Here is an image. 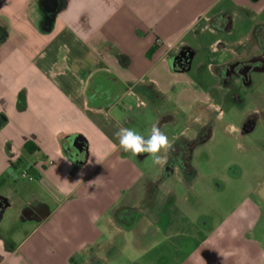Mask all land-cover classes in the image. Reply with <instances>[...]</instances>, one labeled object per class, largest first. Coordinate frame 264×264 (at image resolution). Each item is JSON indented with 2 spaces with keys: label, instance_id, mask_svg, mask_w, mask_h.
<instances>
[{
  "label": "crops",
  "instance_id": "0c3cea01",
  "mask_svg": "<svg viewBox=\"0 0 264 264\" xmlns=\"http://www.w3.org/2000/svg\"><path fill=\"white\" fill-rule=\"evenodd\" d=\"M41 1L0 0V182L28 171L42 189L32 199L48 209L25 237L12 235L10 250L0 236V264H117L116 256L98 253L122 230L116 212L133 208L128 197L148 157L119 146L115 133L143 126L147 116L128 104L148 110L171 101L193 128V110L205 102L188 75L195 57L203 49L233 54L211 65L220 77L221 68L243 61L238 49L248 41L257 48L264 28V0H59L55 15ZM238 20L254 23L247 35L232 44L217 36L232 34ZM181 52L190 54L188 69H172ZM178 114L159 115L158 126ZM197 134L193 128L180 139ZM72 136L85 150L69 146ZM200 248L183 264H195L203 250L210 257L209 246ZM214 260L264 264V253Z\"/></svg>",
  "mask_w": 264,
  "mask_h": 264
},
{
  "label": "rangeland",
  "instance_id": "374dc122",
  "mask_svg": "<svg viewBox=\"0 0 264 264\" xmlns=\"http://www.w3.org/2000/svg\"><path fill=\"white\" fill-rule=\"evenodd\" d=\"M253 24L252 20H238L232 34L217 36L232 44L233 39L247 35ZM213 39L203 41L210 43ZM258 50L251 41L238 49L241 59L257 54ZM232 57L227 53L222 58L203 49L188 73L205 99L193 110V128L199 134L191 159L194 177H187L179 166H171L175 173L163 179L166 166L153 164L148 156L138 166L144 178L128 201L125 197L133 207L131 214L119 215L117 211L115 218L122 230L113 232L114 244L101 250V257L116 256L117 264H183L205 245L210 247V257L203 250L193 263L219 264L214 260L218 255L256 257L264 253V72L254 74L248 86L233 82L222 87L221 77L212 66ZM128 105L135 108L134 112L145 110L144 125L132 127L145 137L153 125L159 124V115L179 111L168 100L149 103L148 110L138 108L136 103ZM248 121L254 123L253 130L242 134ZM187 125L185 116L178 114L177 122L165 124L161 130L172 143H177L181 135H192L193 128ZM8 176L0 183V191L16 205L7 212L1 232L9 238L17 234L18 242L32 227L27 225L21 231L11 218L17 216L34 192L42 189L30 177L18 173L15 178Z\"/></svg>",
  "mask_w": 264,
  "mask_h": 264
},
{
  "label": "flooded vegetation",
  "instance_id": "af4514ba",
  "mask_svg": "<svg viewBox=\"0 0 264 264\" xmlns=\"http://www.w3.org/2000/svg\"><path fill=\"white\" fill-rule=\"evenodd\" d=\"M257 38V48L259 49L257 54L249 55L246 59L240 62H234L232 64H229L219 70L222 78V87L225 86H231L233 82L240 83L241 86H248L252 83V77L254 74L259 72H264V28L258 30V33L256 34ZM176 59L174 60L176 69L180 70H187L189 66V53L183 54V52L178 53L175 55ZM235 89V88H234ZM254 123L252 121H248L244 128L242 129V134H247L248 132H251L253 130ZM199 137V134L197 135ZM75 136H72L68 138L67 143L70 147L85 150L86 143L81 138V146H75L73 145V139ZM79 137V136H77ZM198 137H195L189 142H187V151L191 155H193V150L195 148L196 141L199 139ZM185 153V152H181ZM76 167H78L76 165ZM25 174V175H24ZM22 177L27 178L30 177V179H33L28 171H25L21 174ZM2 183V182H0ZM13 207L12 200L6 195L5 193H2L0 191V236H3L7 242V244L3 246L4 250H10L12 245V236L11 238L5 237V235L1 232V225L3 221L6 219L7 212ZM48 209L47 206L38 200H35L34 198L30 201H26L23 203V205L19 208V211L17 213V216L12 217V223L16 226L19 225V230L28 226H36L38 223L44 220L46 217ZM119 215L123 214H131L132 209H120ZM118 215V212L117 214ZM11 223V224H12ZM129 226V225H127ZM1 257V256H0Z\"/></svg>",
  "mask_w": 264,
  "mask_h": 264
},
{
  "label": "clouds",
  "instance_id": "9594fccd",
  "mask_svg": "<svg viewBox=\"0 0 264 264\" xmlns=\"http://www.w3.org/2000/svg\"><path fill=\"white\" fill-rule=\"evenodd\" d=\"M115 135L120 148L125 152L136 156L147 154L152 158L153 164L161 168L168 164V153L173 150L174 145L158 125L151 127L147 137L127 127L120 128Z\"/></svg>",
  "mask_w": 264,
  "mask_h": 264
},
{
  "label": "trees",
  "instance_id": "16d2710c",
  "mask_svg": "<svg viewBox=\"0 0 264 264\" xmlns=\"http://www.w3.org/2000/svg\"><path fill=\"white\" fill-rule=\"evenodd\" d=\"M187 139H181L177 143L174 144L173 150H170L168 165L165 167L164 174L162 176L163 179L168 178L173 173V169L171 166L175 164H179L182 168L183 172L186 173L187 177H194V170L191 164V155L187 151ZM185 152V153H181Z\"/></svg>",
  "mask_w": 264,
  "mask_h": 264
},
{
  "label": "water",
  "instance_id": "95a60500",
  "mask_svg": "<svg viewBox=\"0 0 264 264\" xmlns=\"http://www.w3.org/2000/svg\"><path fill=\"white\" fill-rule=\"evenodd\" d=\"M41 6L43 7V9L45 10V12L49 15H55L59 8H60V2L59 0H42L41 1ZM186 52H183V54H185ZM176 59V57L172 58L170 60V65L172 69H176L174 60ZM81 138L75 136L73 139V145L75 146H81Z\"/></svg>",
  "mask_w": 264,
  "mask_h": 264
},
{
  "label": "built area",
  "instance_id": "2783aa9c",
  "mask_svg": "<svg viewBox=\"0 0 264 264\" xmlns=\"http://www.w3.org/2000/svg\"><path fill=\"white\" fill-rule=\"evenodd\" d=\"M25 175V174H24Z\"/></svg>",
  "mask_w": 264,
  "mask_h": 264
}]
</instances>
